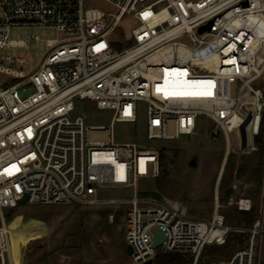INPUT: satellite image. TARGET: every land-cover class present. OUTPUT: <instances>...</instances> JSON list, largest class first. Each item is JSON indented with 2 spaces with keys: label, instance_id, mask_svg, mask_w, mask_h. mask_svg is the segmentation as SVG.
<instances>
[{
  "label": "built area",
  "instance_id": "obj_1",
  "mask_svg": "<svg viewBox=\"0 0 264 264\" xmlns=\"http://www.w3.org/2000/svg\"><path fill=\"white\" fill-rule=\"evenodd\" d=\"M116 12L87 8L85 0H0V264H12L5 210L20 206L118 205L103 200L108 189L130 190L125 244L131 264L158 254H181L192 264L208 247L225 246L231 236L247 239L219 263L262 264L264 164L260 200L233 205L256 215L248 229L226 223L217 204L210 219L194 220L179 207L139 197L137 182L156 179L161 149L119 144L116 124H137L146 106L147 141L194 135L201 119L212 135L264 130V0H104ZM133 20L127 32L122 27ZM55 28L60 40L30 75L29 59L4 54L25 47L10 40L14 28ZM210 27V28H209ZM201 28H206L200 32ZM17 81V82H14ZM89 101L113 113L108 126H88L75 101ZM220 131V132H219ZM254 142V141H253ZM165 241L154 248V231Z\"/></svg>",
  "mask_w": 264,
  "mask_h": 264
},
{
  "label": "rangeland",
  "instance_id": "obj_2",
  "mask_svg": "<svg viewBox=\"0 0 264 264\" xmlns=\"http://www.w3.org/2000/svg\"><path fill=\"white\" fill-rule=\"evenodd\" d=\"M85 5L109 14L116 12L104 0H85ZM131 26V19L122 23L127 32ZM30 37L38 39L29 41L25 47L4 51L13 58L26 56L29 59L26 67L7 68L25 75L32 74L49 51L48 41L60 40L62 35L55 28L43 26L14 28L10 32L12 41H27ZM9 80L0 75V84ZM75 105L76 113L86 117L88 126H108L112 120V112L98 110L94 103L76 100ZM145 129V105L140 107L137 124H116L114 127L116 143H138L162 149L169 158L172 157L170 162L164 161L158 178L137 182L139 197L167 202L195 220L210 219L218 204L228 225L250 228L232 203L240 198H250L255 207L259 204L264 164L262 142H253L249 150L247 134L234 133L228 148L223 133L219 131L220 135L215 138L212 135L214 126L206 119H201L194 135L180 136L172 141L149 142ZM193 159L196 166H191ZM100 197L122 202L118 205H25L12 211L5 210L2 216L6 220L13 264H131L125 244V216L132 193L130 190L108 189L101 191ZM247 237L244 234L240 239L244 242ZM229 248L233 253L236 246L231 243ZM186 259H189L186 264H192V258ZM203 259L207 263H219L226 260V253L214 255L207 249Z\"/></svg>",
  "mask_w": 264,
  "mask_h": 264
},
{
  "label": "trees",
  "instance_id": "obj_3",
  "mask_svg": "<svg viewBox=\"0 0 264 264\" xmlns=\"http://www.w3.org/2000/svg\"><path fill=\"white\" fill-rule=\"evenodd\" d=\"M262 139H263V141H262ZM261 142H262L263 147H264V130L261 132V134L259 136V142L258 143H261ZM163 166H164V160H162L161 167L163 168ZM239 214L241 215V217L243 218L244 222L247 225H249L250 227L253 225V223L255 221V217H253V215L251 213L239 212ZM241 236L242 235H233L230 237V239L228 240V242L225 246H212V247H208L207 249H210L212 254H214V255L226 253V258H228L232 254V252L230 251L231 249L229 248L231 243H233L236 246V248L238 245L243 243L240 239ZM188 262H189V259H186L181 254H175V253L161 254L160 253L156 256V258L152 264H186ZM263 264H264V262H263Z\"/></svg>",
  "mask_w": 264,
  "mask_h": 264
},
{
  "label": "water",
  "instance_id": "obj_4",
  "mask_svg": "<svg viewBox=\"0 0 264 264\" xmlns=\"http://www.w3.org/2000/svg\"><path fill=\"white\" fill-rule=\"evenodd\" d=\"M205 30H206V28H201L200 32H204ZM247 137L249 139V143H248L249 147L248 148L250 150L252 148L253 141L256 142V143L259 142V137L255 136L254 140H253L250 131H248ZM191 166H196V160L195 159H193L191 161ZM154 236L155 237L153 239V245H154V248H158L165 241V234H164V232L162 230L156 229L154 231ZM126 251H127L128 256L130 257L132 255V248L128 246L126 248ZM152 263H153V260H149L146 264H152Z\"/></svg>",
  "mask_w": 264,
  "mask_h": 264
},
{
  "label": "bare ground",
  "instance_id": "obj_5",
  "mask_svg": "<svg viewBox=\"0 0 264 264\" xmlns=\"http://www.w3.org/2000/svg\"><path fill=\"white\" fill-rule=\"evenodd\" d=\"M243 139H245V138H243ZM247 140H248V143H249V139H248V137H247ZM10 249V248H9ZM10 257H11V250H10ZM11 262H12V258H11ZM12 264H13V262H12Z\"/></svg>",
  "mask_w": 264,
  "mask_h": 264
},
{
  "label": "crops",
  "instance_id": "obj_6",
  "mask_svg": "<svg viewBox=\"0 0 264 264\" xmlns=\"http://www.w3.org/2000/svg\"><path fill=\"white\" fill-rule=\"evenodd\" d=\"M233 204V203H232ZM184 211V210H183ZM240 211H238V213H239ZM195 220V219H194Z\"/></svg>",
  "mask_w": 264,
  "mask_h": 264
}]
</instances>
